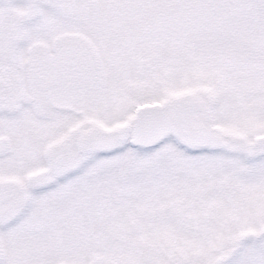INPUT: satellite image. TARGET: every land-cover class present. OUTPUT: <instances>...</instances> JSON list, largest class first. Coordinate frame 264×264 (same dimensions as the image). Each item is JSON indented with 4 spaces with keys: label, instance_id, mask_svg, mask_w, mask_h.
I'll return each mask as SVG.
<instances>
[{
    "label": "snow or ice",
    "instance_id": "1",
    "mask_svg": "<svg viewBox=\"0 0 264 264\" xmlns=\"http://www.w3.org/2000/svg\"><path fill=\"white\" fill-rule=\"evenodd\" d=\"M0 264H264V0H0Z\"/></svg>",
    "mask_w": 264,
    "mask_h": 264
}]
</instances>
